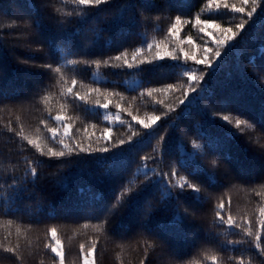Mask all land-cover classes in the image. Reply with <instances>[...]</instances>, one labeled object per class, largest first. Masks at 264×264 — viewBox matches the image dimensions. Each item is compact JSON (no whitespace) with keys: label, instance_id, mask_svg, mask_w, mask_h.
Listing matches in <instances>:
<instances>
[{"label":"trees","instance_id":"trees-1","mask_svg":"<svg viewBox=\"0 0 264 264\" xmlns=\"http://www.w3.org/2000/svg\"><path fill=\"white\" fill-rule=\"evenodd\" d=\"M46 2L51 6L50 12L62 19H72L74 22L65 25L70 40L57 39L54 21L48 18L47 12H42L43 32L52 43L51 46L46 44L45 50L40 52L36 51L35 44L31 48L28 47L30 39L28 34L35 30L17 18L30 16L34 12L33 4L39 7ZM129 3L133 6H127ZM153 3L166 4L171 11L154 13L151 22L143 25H130L129 18L137 8L145 4V0H111L109 5L103 6L104 11L93 10L89 17L91 20L89 27L94 31L90 30L87 34L95 41L91 51L96 55L89 58L107 59L125 48L131 53L135 48L154 41L166 42L172 47L176 38H170L167 29L177 14H183L185 19L178 33L183 41L182 46L185 50L195 51L199 57L202 47L214 48L215 37L221 33L211 24L206 31L201 32L199 25L196 24L197 16L201 19L211 18L228 27L240 23L245 15L236 13L232 8L224 9L222 5L217 8L210 4L209 0H153ZM228 3L241 6V0H228ZM245 7L249 8L250 5ZM69 13L72 15L69 16ZM0 14L3 16L0 22V64L5 67L7 86L12 89L28 90L34 87L33 82L43 85L39 95L25 103L22 108L11 106L5 108L0 105V173L6 167L9 170L8 174H11V168L16 165L19 174L25 167V158L49 161L39 169L42 176L37 197L42 201L40 211L26 213L24 218L0 216V240L5 244L9 241L16 243V229L19 228L21 234L18 240L25 253L26 264H52L53 254L50 251L45 252L44 246L51 240L50 230L53 227L56 228L57 238L65 249L66 264H82L80 245L83 244L87 248L94 239L97 241L95 253L97 264H140V260L144 258V241L149 238L134 234L124 239L110 233L106 235L104 231L98 229V226L102 225L96 215L105 206L119 203L122 193L124 198H127L129 195L127 189L131 188L133 192L137 190V186L144 181L145 164L147 169L155 168L157 172H170L175 168L178 175L172 179L174 183H179L180 177L186 176L187 172L179 167L178 162H174L190 161L191 153L198 151L192 142L204 143V136L216 139L220 144L221 154L231 156V160H224L220 164L219 176L222 177L226 171L233 174L239 171L249 174L258 171L260 167L258 149L264 146V132L248 129L246 135L228 136L229 132L235 133L236 129L222 117L229 115L234 119L241 111L258 116L264 108V92L261 91V88H264V81L258 78L255 81L251 79L254 72L253 58L256 63L264 60L260 53L261 45L264 44V14L260 13L259 9L254 14V22L250 21V26L246 25L242 33L230 42L232 47L227 55H223L219 63L218 58L213 60L214 68H204V65L192 60L185 62L181 54L179 62L166 57V62H163L165 66L150 74L121 70L103 64L99 70L93 66L84 72L83 65L68 63L81 59V56L73 51V46L81 43L80 36L76 34L77 30L85 28V25L78 21L84 16H89L83 6L72 4L71 0H0ZM156 15H159L160 19L157 20ZM209 31L212 35H208ZM29 55L35 59L28 60ZM25 60L28 62L24 63ZM53 60L56 62L54 66L61 68L63 78L56 74L54 69L40 67L41 64ZM244 67L248 69L247 78L240 75V69ZM200 69H204V72L201 73ZM185 70L196 71L198 75L203 74L207 82L197 83V91L188 92L189 99H184L181 89L187 91L189 85L194 82L185 75ZM72 78L78 80L74 86L76 90L85 92L89 85H94L122 93V98L111 97L112 103L107 110L88 104V111H84L78 105H73L70 99L62 98L64 89L71 86ZM170 83L174 87L166 89V85ZM201 84H205V91L200 90ZM148 87L158 91L148 96L145 91ZM142 91L144 95H140ZM213 99L227 103H217L218 111L211 112L208 109ZM181 100L184 102L181 103ZM62 103L65 107L61 115L72 125L70 134L76 139H83L85 143L90 136L94 147L107 142L110 145V152L122 151L123 156L117 166L109 167V164L98 162L95 158L108 156L110 153H95L93 157L73 156L68 164L58 169L56 160L42 157L27 144L24 136L32 138L51 136V133L44 129L42 120L49 119L52 126L59 127L54 117L60 111ZM117 103L122 107L117 108ZM125 107L128 111H124ZM129 112L141 119L153 114L158 115L160 119L151 124L150 128H144L137 120L132 119ZM117 113L118 119L114 118ZM106 116L108 119H105ZM107 128H111V132L108 133V140L104 141L102 134ZM57 135L59 137L60 133ZM160 137H164L167 148L163 159L158 146ZM121 139L125 141L123 145L118 143ZM51 143L54 147H60L56 142ZM145 156L148 157L147 161L144 160ZM202 163L206 167H211L207 159ZM148 174L151 175V172ZM252 187L258 188L256 185L234 181L222 191L214 193L210 202L202 206L197 205L206 213L208 228L198 230L199 221L185 224L176 236L179 246L186 251L189 250L190 245L204 237L209 230L220 233L223 239L239 238L223 229L211 227L218 197L223 198L226 210L228 201H231L233 215L243 214L246 218L251 216L256 226L260 206L258 202L264 198L255 196ZM154 191L159 196L164 191L163 185L157 186ZM145 199L146 197H142L139 204L121 210L122 215L118 217L121 225H128L133 217L138 216ZM180 212L183 213V208ZM35 216L42 217L44 222L39 225L33 224ZM8 220H12L13 223L7 224ZM153 223L175 231L182 221L169 210L160 208L153 216ZM126 230L128 229H116L118 232ZM9 232L12 233L11 236L8 235ZM206 250L209 253L216 251L211 245H204L193 250L188 259L199 260L203 258ZM149 254L151 257L159 255L151 249ZM234 255H236L234 252L221 255V264H230V258ZM0 264L9 262L0 259ZM205 264L211 262L205 261Z\"/></svg>","mask_w":264,"mask_h":264},{"label":"snow or ice","instance_id":"snow-or-ice-1","mask_svg":"<svg viewBox=\"0 0 264 264\" xmlns=\"http://www.w3.org/2000/svg\"><path fill=\"white\" fill-rule=\"evenodd\" d=\"M71 3L80 7L83 6L84 10L88 11L89 16L81 18L79 23L85 25L84 29H78L77 35L81 38L80 45L73 46V51L81 56L79 60L68 61L70 64L83 65L82 71L87 72L93 66L96 70H99L101 65L110 66L112 68H119L121 70H128L138 73H155L159 69L163 68L166 62L165 58H171L173 61L179 62L182 58L185 62L188 60L195 61L197 64L204 65V68H214L213 60L217 59V63L222 60L223 55H227L228 50L232 47L230 42L234 41L245 29L246 25L250 26V21L254 22V14L259 9L260 13L264 14V0H241V6L237 7L235 4H229L228 0H209L210 4H214L217 8L221 5L224 9L232 8L236 13H242L244 19L234 26L225 27L220 23H217L211 18L201 19L197 16L196 24L199 25V30L204 32L207 30L208 25H213L215 29H218L221 33L220 36L215 37L214 48L202 47L201 54L198 57L195 51L185 50L182 46L183 41L179 38L178 33L180 26L185 22L183 14H177L174 20L171 22L167 29L168 36L170 38L175 37V45L170 47L166 42H152L147 43L146 46L135 48L131 53L127 48L115 56H109L107 59L96 58L91 59L89 57L96 55L91 51L95 44V41L88 36V31L93 30L90 28L91 20L89 17L93 10L104 11V7L111 3V0H71ZM246 5H250L246 8ZM127 6H133L129 3ZM34 12L28 17H18L17 19L21 23H25L27 26L34 29V32H29L28 47L31 48L33 44L37 46L36 51L43 52L46 44L51 46L52 41L43 32L44 28V15L42 12L48 13V18L54 21V31L57 39H69L68 29L66 24H72L74 21L68 18H60L49 11L50 4L44 3L37 7L33 4ZM165 11H171L166 4L153 3V0H145V4L137 8L136 12L129 18L130 25H143L149 23L152 20L154 13H164ZM69 16L72 13L68 14ZM95 19V17H91ZM160 19L159 15L155 17ZM3 16L0 14V22H2ZM208 35H212L209 31ZM261 56L264 57V44L261 45ZM35 59L34 56L29 55L28 60ZM25 60L24 63H27ZM55 61L43 63L41 68L48 70L54 69L56 74H59L63 78V72L60 67L54 66ZM253 75L251 79L254 81L258 78L260 81H264V60L260 63H256L253 58ZM201 73L204 69L199 70ZM185 75L194 83L189 85L187 91L181 89V93L184 99H189L188 92H196V84L205 81L203 74L198 75L196 71L185 70ZM209 75L211 73L209 72ZM240 75L242 77H248V69L246 67L240 69ZM34 87L28 90L12 89L6 84V71L3 64H0V105L5 108L11 106L13 108L20 107L27 102L35 99L36 95L43 89V85L39 82H33ZM78 80L72 78L70 80L69 87L64 89L63 99H70L73 105H78L82 110L88 111L87 105L92 104L102 107L107 110L110 103H112L111 97L119 96L122 98V93L115 90H108L103 87H97L89 85L88 90L81 92L74 88L77 85ZM107 83V82H105ZM207 82L205 81V84ZM205 84L200 85V90L205 91ZM173 84H167L166 89H172ZM148 96H151L157 89L148 87L145 89ZM264 92V88H261ZM142 91L140 95H144ZM184 101L181 100V103ZM189 102H191L189 100ZM163 103V101H161ZM217 103H227L226 101L212 100L211 106L208 111L216 112ZM65 105H60V111L54 117V120L59 124V127L52 126L49 123V119L41 121L44 129L51 133L50 137L39 136L36 138L24 136L28 145H31L42 157H47L49 160L57 161V168H62L71 161L73 156L75 157H93L95 153H110L108 156L95 157L98 162L109 164V167H115L121 162L123 152H110V145L105 142L101 146L94 147L93 141L89 136L88 142L85 143L83 139H76L70 134L72 125L66 120L61 112ZM117 108L122 106L117 103ZM124 111H128L125 107ZM132 116L133 120H137L144 128H150L151 124L159 120L158 115L153 114L150 117L141 119L138 115H134L132 112L128 113ZM167 115V113H165ZM243 117V118H242ZM119 118V113L114 117ZM70 119V118H69ZM105 119H108L106 116ZM222 119L229 124L234 125L236 132H229L228 136L236 134H245L248 129L254 131L264 132V108L261 109L258 116L247 114L243 111L233 119L229 115H223ZM252 121H255L253 123ZM23 126L21 125V128ZM95 127V125H93ZM60 129H63L61 132ZM58 132L60 133L58 137ZM111 132V128L105 129L102 134L104 141L108 140V133ZM23 135V133H20ZM131 140V137L128 138ZM204 143H197L193 141V147L198 150L191 153L190 161L178 160L174 163H179V167L187 172L186 176H181L179 183H174L172 177L178 175V172L173 168L170 172H157L155 168L147 169L146 164L144 172V181L137 186L135 192L131 188L127 189L129 195L124 198L121 194V200L117 204H110L105 206L96 215V218L101 220L102 227L98 226L99 230L105 232V234H112L121 239L128 238L129 235L134 234L137 236H145L149 239H145V248L143 250V259L140 260V264H205V261H210L211 264H221V255H226L228 252H234L236 255L230 258V264H264V200L258 202L260 204L258 208V219L256 226L253 224L251 216L247 218L243 215L234 216L231 210V201H228V207L222 197H218V203L214 211L211 227L219 228L227 231L229 234L238 236V239L227 240L221 237L220 233H213L210 230L207 234L196 240L195 243L190 245L189 250L182 249L177 243L176 236L182 231L185 224L196 223L199 221L198 230H204L208 228L207 220L205 219L206 213L201 211L197 205H203L208 203L213 198L214 193L222 191L228 185L233 184L234 181L246 185H256L252 187V192L257 197L264 198V146L258 149V157L260 160V167L255 173L249 174L243 171L236 173L225 172L221 177L218 175L220 164L224 160H231V156H224L220 151V144L216 139L203 137ZM51 142H56L60 147L52 146ZM123 145L125 141L123 139L118 142ZM160 156L163 159L167 148L165 145L164 137H160L158 141ZM156 151V149H153ZM209 160L211 167H206L202 161ZM144 160L147 161L148 157L145 156ZM49 161L45 160H30L25 158V167L18 172V167L14 165L11 168V174H8L9 170L5 167L0 173V216L4 217H17L24 218L26 213L39 212L42 206V201L38 199L39 182L42 179L39 169L41 166L48 164ZM149 171L151 175H149ZM58 174V173H57ZM163 185L164 191L157 196L155 189L157 186ZM151 193V195H149ZM207 193V194H206ZM142 197H146L144 204L140 207L138 216L128 223V225H121L118 217L122 215L121 210L125 207H131L139 204ZM155 201V202H154ZM191 201V202H190ZM160 208L169 210L173 216L181 220V225L177 226L175 231L166 229L161 224L153 223V216ZM183 208L181 214L180 209ZM44 219L40 216H35L32 223L35 225L42 224ZM12 220H8L7 224L11 225ZM87 227V225H85ZM117 228H127L126 231H116ZM51 240L45 244L44 251L51 252L52 264H66V252L61 245V241L57 238V230L55 227L51 228ZM20 229H16L17 242L12 243L9 241L5 244L0 240V259L8 261L9 264H26V256L23 251L22 245L19 243ZM12 235L11 232L8 233ZM204 245H211L215 252L209 253L207 250L204 252L203 258L199 260L188 259L192 255V251L201 248ZM149 249L153 252H158L159 255L151 257ZM97 250V241L94 239L90 246L85 248L83 244L80 245V252L82 253V264H97L95 253ZM35 255V253H33Z\"/></svg>","mask_w":264,"mask_h":264},{"label":"rangeland","instance_id":"rangeland-1","mask_svg":"<svg viewBox=\"0 0 264 264\" xmlns=\"http://www.w3.org/2000/svg\"><path fill=\"white\" fill-rule=\"evenodd\" d=\"M97 79H99V78L97 77Z\"/></svg>","mask_w":264,"mask_h":264}]
</instances>
